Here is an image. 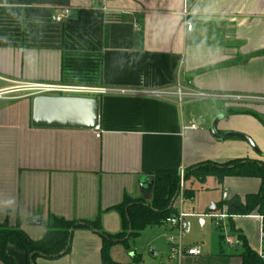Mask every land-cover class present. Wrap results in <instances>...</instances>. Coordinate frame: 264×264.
Wrapping results in <instances>:
<instances>
[{
	"label": "crops",
	"instance_id": "0c3cea01",
	"mask_svg": "<svg viewBox=\"0 0 264 264\" xmlns=\"http://www.w3.org/2000/svg\"><path fill=\"white\" fill-rule=\"evenodd\" d=\"M64 11L69 17L58 22ZM25 84L106 89L98 99L101 137L33 126V99L16 98ZM178 86L186 89L183 105L175 99ZM218 116L220 134L245 135L259 153L239 139L216 140ZM233 162L264 164V0H114L106 11L96 0H0V228L7 223L40 241L53 217L99 219L103 232L117 235V208L127 198L150 204L156 174ZM207 179L221 192L215 208L262 186L243 175ZM192 184L194 199L179 197L182 211L206 226L212 206L195 214ZM256 216L233 221L260 254L264 241L261 234L252 240L249 227L261 231ZM231 239L220 241L234 252L221 248L213 258L202 253L182 264H241V243ZM103 245L97 232L77 230L68 255L37 264H103ZM123 247L110 249L113 262L121 264ZM7 255L27 263L14 246Z\"/></svg>",
	"mask_w": 264,
	"mask_h": 264
},
{
	"label": "trees",
	"instance_id": "16d2710c",
	"mask_svg": "<svg viewBox=\"0 0 264 264\" xmlns=\"http://www.w3.org/2000/svg\"><path fill=\"white\" fill-rule=\"evenodd\" d=\"M203 166L202 168L189 169L184 174V181L186 182L194 176L201 182L212 177L221 183L225 177L231 175L256 177L261 180L262 186L258 194L249 195L244 200L235 197L222 202L216 208L217 211L226 212L231 217L229 219L231 233L241 243L242 252L239 255L241 264H264V259L258 252L249 247L245 236L236 230L233 221L234 217H249L254 213L259 216L264 213V164L233 162L223 167L211 164ZM239 169H242V171L238 172ZM181 180L182 176L178 170L160 172L153 178V198L150 204L144 200L127 198L117 208L122 221V231L117 235H109L103 232L99 219L95 222H74L53 217L50 220L45 237L40 241H33L24 231L10 227L6 223L0 228V261L3 264H15L14 260L7 255L9 245L26 254V264H37L39 258L50 261L58 260L71 252L72 238L75 231L92 230L103 238V264H117L113 262L110 256V249L114 246L113 240L127 236V241H129L140 236L146 228L163 226L166 219L178 215L174 205L181 195ZM194 197L195 192L188 190L185 199L192 201ZM219 232L221 241H224L221 228H219ZM134 260L137 261L138 258L134 257Z\"/></svg>",
	"mask_w": 264,
	"mask_h": 264
},
{
	"label": "rangeland",
	"instance_id": "374dc122",
	"mask_svg": "<svg viewBox=\"0 0 264 264\" xmlns=\"http://www.w3.org/2000/svg\"><path fill=\"white\" fill-rule=\"evenodd\" d=\"M20 95L22 96L16 97L19 101L34 99V97L31 96V93L28 92L21 93ZM202 167L204 166L202 165L197 168ZM195 180L196 178L193 176L185 182L184 176L182 177L180 197H184L185 200V195L188 192L191 183L194 181V184H192L193 188L191 189L196 191V199L193 205L195 214H205L207 209L221 200V192L212 188V179H207L204 183ZM176 205V210L178 209L180 212L183 209L181 207V199L178 200ZM185 211L193 212L192 210L187 209ZM200 219L202 218L194 216L187 220V223L190 225V231L188 234L184 233L181 226L174 228L168 225H163L148 227L140 236L132 238L129 241H127V236L115 239L113 240V245L124 246V251H121L119 255H117L116 261L121 264H182L185 258L181 262L171 258V248L168 242V239L171 238L177 239V244L182 240L185 247L201 246L203 257L208 259L213 258L220 253L221 248L224 249L225 253L234 252L236 250L234 247L235 245L229 247L228 245L222 244L219 239V229L215 220L206 218L207 225L203 226L200 223ZM249 227L251 239L254 241L258 240L261 231L258 228L256 229L253 224ZM221 230L224 234V239H231V237H233L229 227V220L228 223L227 221L224 222ZM153 251L156 254L155 257L152 255ZM132 254L138 258L137 261L134 260ZM111 259L114 260L112 256Z\"/></svg>",
	"mask_w": 264,
	"mask_h": 264
},
{
	"label": "water",
	"instance_id": "95a60500",
	"mask_svg": "<svg viewBox=\"0 0 264 264\" xmlns=\"http://www.w3.org/2000/svg\"><path fill=\"white\" fill-rule=\"evenodd\" d=\"M99 120L100 102L96 98L36 96L32 101V124L37 128L95 130ZM222 120L223 116H218L212 123L211 131L216 140L239 139L259 153L253 141L245 135L235 132L220 134L218 125ZM150 186H153V180ZM216 211L215 206L209 209L210 214ZM183 231L189 233L188 223L183 226ZM152 255L156 256L153 252Z\"/></svg>",
	"mask_w": 264,
	"mask_h": 264
},
{
	"label": "built area",
	"instance_id": "2783aa9c",
	"mask_svg": "<svg viewBox=\"0 0 264 264\" xmlns=\"http://www.w3.org/2000/svg\"><path fill=\"white\" fill-rule=\"evenodd\" d=\"M98 2V7L100 10L106 11L107 6L110 2L114 0H96ZM69 11H64L58 18V22H63L69 17ZM189 13L187 11L183 12V16L186 19ZM185 26L188 31L192 30V24L190 22H185ZM190 85V83H189ZM19 91L31 93V96H52V97H78V98H99L102 95L108 94L106 89L99 87H89L82 85H72V84H25L19 88ZM175 99L177 104L183 105L187 98L186 89L182 86H178L176 89ZM195 126H191L190 129H195ZM188 129V128H184ZM96 138L101 137V129L98 126L95 130ZM181 176H184L183 170L181 171ZM183 198V197H181ZM223 198L226 200L228 195L225 193ZM195 215L187 214L182 210L174 218L166 219L165 225L170 227L183 226L187 223V220ZM210 218L216 221V225L221 228L224 222L229 220L231 217L226 213L222 212L220 214H211ZM261 223V241H264V214L256 216ZM171 248V258L181 262L184 258L191 257L196 258L202 256V248L200 246H195L192 248H186L182 240L177 244V239H168ZM229 244H234L232 239H227ZM260 256L264 259V252L260 253Z\"/></svg>",
	"mask_w": 264,
	"mask_h": 264
}]
</instances>
